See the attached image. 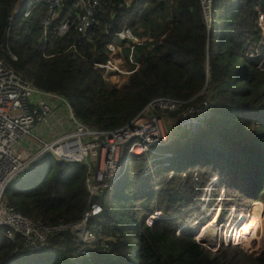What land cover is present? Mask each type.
I'll list each match as a JSON object with an SVG mask.
<instances>
[{
	"label": "trees",
	"instance_id": "16d2710c",
	"mask_svg": "<svg viewBox=\"0 0 264 264\" xmlns=\"http://www.w3.org/2000/svg\"><path fill=\"white\" fill-rule=\"evenodd\" d=\"M18 1L0 0V58L35 87L66 99L73 117L88 128H123L156 98L182 103L175 113L146 110L170 119L178 131L177 118L187 106L207 99L212 108L196 136L183 141L182 132L166 146L130 156L121 178L93 198L102 208L88 223L95 243L79 246L67 230L31 253L0 228V264H71L80 247L90 250L89 264H264V246L252 258L231 246L211 251L195 238L218 212L213 207L219 198V223L230 208L236 220L249 205L264 206V34L258 25L264 0H210L208 24L201 0H103L85 33L71 24L59 36L75 2L62 0L45 44V0H22L15 11ZM124 28L142 42L119 39ZM110 58L133 71L111 83L98 66ZM164 152L172 158L160 157ZM85 175L84 165L47 153L4 197L38 225L73 224L90 199ZM156 210L167 217L145 226Z\"/></svg>",
	"mask_w": 264,
	"mask_h": 264
},
{
	"label": "built area",
	"instance_id": "2783aa9c",
	"mask_svg": "<svg viewBox=\"0 0 264 264\" xmlns=\"http://www.w3.org/2000/svg\"><path fill=\"white\" fill-rule=\"evenodd\" d=\"M102 1L75 0L72 20L63 21L57 29V34L59 36L65 34L71 24L75 26L77 32L85 33L93 22L96 7ZM45 2L47 13L42 21L44 44L50 24L60 16L62 0H45ZM201 5L204 18L209 21L210 0H201ZM28 12L29 9L26 14ZM259 24L261 32L264 33L262 14L259 15ZM117 35L119 39H129L133 43L142 42L129 28L122 29ZM130 48L132 49L133 46ZM108 49L114 53L115 44L110 43ZM128 60L135 64L134 69L138 68L131 55ZM98 66L104 70L106 79L111 82L133 71L124 70L118 61L112 58ZM57 102L65 109L73 130L45 140L34 131L53 115ZM181 104L166 98H156L146 106L145 112L143 110L127 126L106 133L94 131L73 117L66 99L35 87L0 58V228H4L5 238L12 242L18 238L21 247L31 253L43 251L53 234L67 230L71 232L75 243L79 246L95 243L96 239L90 234L88 223L102 213V208L92 202L93 198L120 178L126 170L128 158L138 155L137 149L140 154H147L152 152L154 147L163 146L169 140L168 132L163 131L166 118L162 115H148L146 110L155 108L160 112L167 110L175 113ZM211 108L212 104L207 99L190 104L178 116L177 128L180 131H197L210 117ZM163 136L166 138L165 141ZM24 142H29V146L34 143L36 149L25 148ZM47 153L58 162L79 163L86 168L84 183L90 199L81 219L76 223L55 227L38 225L6 202L4 193L7 187L22 177ZM166 217L167 215L161 211H154L146 218L145 225L150 227L154 222L164 220ZM104 249L107 250L106 245ZM90 262L91 252L87 247H80L71 259V264Z\"/></svg>",
	"mask_w": 264,
	"mask_h": 264
},
{
	"label": "rangeland",
	"instance_id": "374dc122",
	"mask_svg": "<svg viewBox=\"0 0 264 264\" xmlns=\"http://www.w3.org/2000/svg\"><path fill=\"white\" fill-rule=\"evenodd\" d=\"M123 76L124 75L120 76L117 79V81L118 82L122 81ZM117 81H115V82L110 81V82L111 83H118ZM70 125H71V130H73L71 122H70ZM164 130L166 131V133L168 132L169 140L163 146L170 144L171 137H173V135L179 136V134L183 132V134L186 135V137H185V139H183V141H187V140H190L192 137L196 136L199 132V129L197 131H178V130H176L174 123L170 122V119H166V124H165V126H163V131ZM175 131H176V133H175ZM136 154H140L139 151H136ZM172 156L173 155L171 152H164V153L160 154V157H162L163 159H170V158H172ZM151 172H152V170H150V173ZM132 175H134V173H132ZM221 197H222V195H221ZM222 198L221 199L219 198L218 203H216L215 204L216 206L213 207V208H215V211H217L218 210L217 208H219L218 212L215 213V215L212 217V221L208 225H206L202 229H200V231L197 233V235L195 237L196 240L201 245L206 246L211 251H215L220 245H222L223 247H228V246L235 247L239 251L243 252L248 257L255 258V257L259 256V254L261 253L263 246H264V218L261 217L264 214L263 204L262 203H253V204L249 205L247 208V213L244 215L241 214L240 218L237 217V220H235V222L233 224H232L231 220H234L233 216H234L235 209L230 208L228 210L229 211L228 215H226V217L227 216L228 217L227 218L225 217L226 219L223 218L222 221L219 223L218 215L221 212L219 202H222V200H223ZM212 209L208 210L205 213L206 216L207 215L209 216L210 211ZM156 211H158V210H156ZM162 213H164V212H162ZM164 214H166V213H164ZM197 215H198V213H197ZM197 215L195 214L194 217ZM241 218L243 221L239 225V221L241 220ZM229 224L231 226L228 227ZM236 226H238V227H236ZM226 227H228V229ZM255 230H257V231H255ZM239 232H241L243 235L240 239L238 237L236 239V236L239 234ZM90 244H93V243H89V244L87 243V245H90ZM255 245H258V246L254 249L249 248V247H252Z\"/></svg>",
	"mask_w": 264,
	"mask_h": 264
},
{
	"label": "crops",
	"instance_id": "0c3cea01",
	"mask_svg": "<svg viewBox=\"0 0 264 264\" xmlns=\"http://www.w3.org/2000/svg\"><path fill=\"white\" fill-rule=\"evenodd\" d=\"M37 133H39L45 140L53 137L59 136L64 132L71 131V125L69 120L67 119L65 109L59 105L57 102L55 105L54 113L51 117L46 120V123L40 124L36 128ZM23 146L25 148H30L31 150H35V144H31L29 146V142H24Z\"/></svg>",
	"mask_w": 264,
	"mask_h": 264
},
{
	"label": "clouds",
	"instance_id": "9594fccd",
	"mask_svg": "<svg viewBox=\"0 0 264 264\" xmlns=\"http://www.w3.org/2000/svg\"><path fill=\"white\" fill-rule=\"evenodd\" d=\"M21 2H22V0H19V1H18L17 5H16V9H15V11L18 9V7H19V5H20ZM209 20H210V19H209ZM206 22H207V24L209 23V21H206ZM258 25L260 26V24H259V17H258ZM260 28H261V27H260ZM261 34H264V33L261 32ZM159 147H162V146H159ZM20 178H21V177H20ZM119 179H120V178H119ZM119 179H118V180H119ZM118 180H117V181H118ZM115 182H116V181H115ZM221 195H222V193H221ZM206 200H207V199H206ZM206 200H205V201H206ZM237 217L240 218V215L237 216ZM236 220H237V218H236ZM231 221H233V223H234V222H235V219H234V220H231ZM242 221H243V220H242V218H241V220L239 221V225H240V223H241ZM233 223H232V224H233ZM239 225H238V226H239ZM145 226H146V225H145ZM229 226H231V225H228V227H229ZM238 226H236V227H238ZM228 227H226V228L228 229Z\"/></svg>",
	"mask_w": 264,
	"mask_h": 264
},
{
	"label": "bare ground",
	"instance_id": "6f19581e",
	"mask_svg": "<svg viewBox=\"0 0 264 264\" xmlns=\"http://www.w3.org/2000/svg\"><path fill=\"white\" fill-rule=\"evenodd\" d=\"M44 123H46V122H44ZM35 134H38L41 138H43L39 133H37V131H36V129H35ZM44 139V138H43ZM163 139H164V136H163ZM166 140V138L164 139V141ZM168 142V140L165 142V143H167ZM136 151H139V149H137ZM122 176V174L120 175V177ZM212 226V225H211ZM206 230V229H205ZM207 231V230H206ZM242 232V231H241ZM241 232H239V234L236 236V239H237V237L240 239L241 237H242V233Z\"/></svg>",
	"mask_w": 264,
	"mask_h": 264
}]
</instances>
